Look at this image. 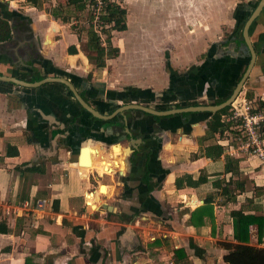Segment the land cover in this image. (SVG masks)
<instances>
[{
  "label": "crops",
  "instance_id": "crops-1",
  "mask_svg": "<svg viewBox=\"0 0 264 264\" xmlns=\"http://www.w3.org/2000/svg\"><path fill=\"white\" fill-rule=\"evenodd\" d=\"M117 1L126 10V30L115 32L122 39L111 40L118 55L95 69L77 50L76 36L61 33L65 26L44 15L30 19L35 8L24 0H0V21L9 29V38L0 41V77L65 79L103 116L135 102L159 112L214 105L245 68L242 28L250 21L255 60L239 96L250 91L249 100L264 99L260 0ZM52 25L58 30L50 39L45 32ZM70 45L76 54L66 53ZM129 65L147 73L134 76ZM211 115L126 110L109 122L83 112L61 84L27 88L0 81V264H225L219 244L235 243L231 212L264 217V195L246 203L251 192H245L235 204L221 205L211 182L229 178L223 157L239 159V171L255 187L264 186V167L241 153L225 155L226 134L215 138L217 159L199 155ZM7 147L16 156L8 157ZM90 170L109 179L86 180ZM183 174L207 181L175 189ZM37 201L44 202L40 209L31 205ZM205 204L212 207V223L188 225L192 210ZM255 230L248 228V245L264 248V228L259 244ZM177 249L183 256L173 254Z\"/></svg>",
  "mask_w": 264,
  "mask_h": 264
},
{
  "label": "trees",
  "instance_id": "trees-1",
  "mask_svg": "<svg viewBox=\"0 0 264 264\" xmlns=\"http://www.w3.org/2000/svg\"><path fill=\"white\" fill-rule=\"evenodd\" d=\"M64 4L57 3L48 10V15L53 21L59 20L62 24H70V28L74 30L75 26H72V17L64 15L66 8H72L73 11L81 12L86 6L94 4L95 0H63ZM102 7L100 9V33L104 35V40L100 41L98 36L93 32L91 26H79L78 30L73 34L76 36L77 42L81 41L80 34L84 33L85 41L84 48L87 52L86 59L91 62L95 69H102L105 66V61L114 59L118 55L117 47L111 44V34L113 32H123L126 30V10L119 3L113 0H100ZM32 7H37L38 0H25ZM89 19L91 17L89 16ZM9 38V29L6 23L0 21V41ZM68 55L76 54V49L73 45L66 48ZM246 98L252 96L250 91L246 92ZM224 99L216 100V104L222 103ZM215 104V105H216ZM264 107L263 103L258 104V109ZM229 106L222 108L215 112L206 122V130L204 137L198 140L200 145L199 155L206 158L217 159L221 154L220 146L216 145L215 138H220L224 131L229 132L232 137L240 136L238 130H230L233 124L230 121L220 123L221 116H228ZM264 132V128L261 129ZM6 155L8 157L16 156V150L14 147H7ZM223 174H229L227 181L223 178L216 179L211 182V187L217 190V196L221 199V205L230 203L235 204V197L241 193L251 192V198L245 199L246 203H250L252 200L259 196L264 195V186L255 187L251 180L242 175L238 169L239 159L223 157ZM143 180H145L143 178ZM207 179L204 176H198L196 180H192L187 174H183L175 178L173 186L175 189L181 188H196L201 184L206 183ZM231 228H232V243H220L219 245L225 251L222 261L225 264H264V248H256L248 245L249 234L248 228L250 226L255 227V243H261L263 237L264 217L255 216L253 214H242L239 211L231 212ZM212 207L209 204L199 206L192 210L187 220V224L190 226L204 225L206 222L212 223ZM173 254H180L183 256V250L177 249L173 251ZM26 261V260H25Z\"/></svg>",
  "mask_w": 264,
  "mask_h": 264
},
{
  "label": "built area",
  "instance_id": "built-area-1",
  "mask_svg": "<svg viewBox=\"0 0 264 264\" xmlns=\"http://www.w3.org/2000/svg\"><path fill=\"white\" fill-rule=\"evenodd\" d=\"M89 7L91 10V19H89L86 24L88 25L89 23H96L100 28V9L102 7L101 1L95 0L94 4ZM96 32L97 31L94 30L95 34ZM260 103L264 104V99L253 101L247 99L245 95L240 97L238 94L228 105L229 115L221 116L220 123L230 121L233 124L230 130L235 129L240 133V136L232 137L229 132H223V134H226V137L229 140V144L222 147L224 148V154L231 156L235 155L234 153H241L247 158H253L257 160V162L264 167V132H261V129L264 128V107L257 110L258 104ZM109 146L110 144L108 145L107 149ZM93 176L100 178L102 176L108 175L104 173L102 176H99L95 170H90L87 173L85 179L88 180L89 177ZM94 190L95 189H92L90 191L93 192ZM43 203V201H37L31 205H33L35 209H40L43 206ZM85 204L87 206L86 201ZM22 206L27 208L30 206V203L25 201L22 203Z\"/></svg>",
  "mask_w": 264,
  "mask_h": 264
},
{
  "label": "water",
  "instance_id": "water-1",
  "mask_svg": "<svg viewBox=\"0 0 264 264\" xmlns=\"http://www.w3.org/2000/svg\"><path fill=\"white\" fill-rule=\"evenodd\" d=\"M264 3V0H260L259 2V6L261 4ZM258 10L254 11L251 16L254 17L257 13ZM250 21H247L243 28H242V38H243V42L248 50V59H244V62H247L245 65V70L243 72V74L241 75L240 79L238 80V82H236L232 88V91L229 95V97L223 101L222 103L218 104V105H210V106H191V107H185V108H180V109H173V110H169V111H155L149 108H145L139 105H126V106H122L118 109H116L115 111L112 112V114L110 116H103L99 113H97L95 110L91 109L90 107L87 106V104L76 94V92L74 91V87L72 86V84H70L67 80L62 79V78H47V79H42L40 81L37 82H33V83H26L23 81H19L16 80L14 78H4V77H0V81L2 82H9L12 83L14 85H18V86H23V87H27V88H34V87H38L41 84L44 83H48V82H52V83H58L61 84L63 86H65L66 88H68V90L71 92V94L73 95V98L76 100V102L80 105V107L85 110L91 117L98 119V120H108V118L113 117L116 113H120L125 109H132V110H136L139 111L141 113H145L148 115H152V116H167V115H171V114H182V113H207V114H214L215 112L221 110L222 108L228 106L233 100L234 98L239 94V92L242 90L243 88V82L246 80V78L248 77L253 65H254V60H255V53L254 50L252 48V45L250 44L249 40H248V36H247V28L249 25ZM121 95H123V93H121ZM137 141V140H136ZM128 149V148H127ZM129 150V154H131V150ZM111 208L109 207V210ZM108 210V209H107ZM108 210V211H109Z\"/></svg>",
  "mask_w": 264,
  "mask_h": 264
},
{
  "label": "rangeland",
  "instance_id": "rangeland-1",
  "mask_svg": "<svg viewBox=\"0 0 264 264\" xmlns=\"http://www.w3.org/2000/svg\"><path fill=\"white\" fill-rule=\"evenodd\" d=\"M113 1L114 2H118L117 0H113ZM26 3L27 2H25V0H24L23 5H25V6L29 7V8L32 7V5H30L28 3L26 4ZM57 3L63 5L64 4V1L63 0H38V5H37V7H34L35 8L34 9L35 11H32V12L29 13V15H30L29 18L36 20V18L38 16L44 15L47 21H51V17L48 16V12L47 11L50 10L51 7L54 6V5H56ZM122 7H124V6H122ZM131 12H133V11L131 10ZM63 13H64V15H68L69 17H72L71 24H72V26H75V28L73 30V29H71L69 27L70 24H65L64 25L59 20H56V22H57L58 25H63V26L66 27V28H63V30H61V33L64 32L65 34H71V33L73 34L74 32H76L78 30L79 26H83L85 28L86 26H89L90 25L91 28L93 29V32H94V30L97 31L96 34H97L98 38L100 39V41H103L104 40V35L102 33H100V29H99V27L97 26L96 23H94V24L89 23L88 25L86 24V22L89 21V16H91V10H90V7L89 6H86L85 9L83 11H81V12L73 11V9L71 7L70 8H66ZM40 18H42V17H40ZM46 20H44V21L47 22ZM34 28H36V27H34ZM48 30L51 33L48 34V33H46L47 32L46 31L45 32V36H47V38H50L51 39V37H50L51 34H53L55 31H57L58 30V27L55 26V25H52L51 27H49ZM111 36H112L111 37L112 42L114 44H116V41L122 39V36L123 35H120V34H117V33L113 32L111 34ZM80 37H81V41L78 42V43H76L75 46H76L77 50H79V52L82 53V56L85 57L86 54H87V52H86V50L84 48V41H85V35H84V33H81L80 34ZM112 42H111V44H112ZM45 44L49 46V43L48 44L45 43ZM107 63L108 62H106L105 65ZM89 64H91V62H89ZM129 67L131 69L130 70V73H134V76H138L139 74L145 75L147 73V71L145 69L144 70H140L138 68V66H130L129 65ZM108 179H109L108 176H103V178L101 179V182H107ZM44 180H45L44 178L40 179V183L43 184L45 182ZM83 186H86V184L83 183ZM92 187H94V185ZM95 188H93V189H95ZM187 194H189V193H187ZM78 201H79V199H78Z\"/></svg>",
  "mask_w": 264,
  "mask_h": 264
},
{
  "label": "flooded vegetation",
  "instance_id": "flooded-vegetation-1",
  "mask_svg": "<svg viewBox=\"0 0 264 264\" xmlns=\"http://www.w3.org/2000/svg\"><path fill=\"white\" fill-rule=\"evenodd\" d=\"M26 32L28 33V37H29V39H31V37H32V35H31V31H30V29L28 28V27H26ZM31 47V46H30ZM28 48V52L30 53V54H32L33 52H32V47L31 48ZM255 53V52H254ZM248 55V54H247ZM244 70H245V68L243 69V71H242V73H241V75L243 74V72H244ZM241 75H240V77H241ZM5 78H8V77H5ZM86 80L88 81V79H89V77L86 75ZM248 78V77H247ZM247 78H246V80H247ZM240 79V78H239ZM238 79V80H239ZM238 80H237V82H238ZM246 80L243 82V86L244 85H246ZM6 83H9V82H6ZM27 83V82H26ZM31 83V82H30ZM10 84H12V83H10ZM14 85V84H13ZM61 86H63V85H61ZM63 87H65V86H63ZM67 90H68V88H67ZM69 91V90H68ZM74 91H75V89H74ZM70 92V91H69ZM76 92V94L87 104V101L85 100V98H84V94H83V92H77V91H75ZM71 93V92H70ZM240 93V92H239ZM229 95L230 94H228L227 96H226V99L229 97ZM73 96V95H72ZM225 99V100H226ZM75 100V99H74ZM224 100V101H225ZM76 101V100H75ZM77 103V102H76ZM77 105L79 106V108L83 111V112H85V113H87L85 110H83L81 107H80V105L77 103ZM127 105H138V104H136V102L134 103V104H127ZM215 105V104H214ZM216 105H218V104H216ZM87 106L88 107H90L88 104H87ZM122 106H126V105H122ZM122 106H119V107H117V108H115L114 110H112V111H110L109 113H108V115H107V117L108 116H110L111 114H112V112L113 111H115L116 109H118V108H120V107H122ZM208 106H210V105H208ZM189 107H191V106H189ZM91 108V107H90ZM146 108V107H145ZM185 108V107H184ZM92 109V108H91ZM150 109V108H149ZM94 110V109H93ZM126 110H132V109H125V110H123L122 112H120V113H116L113 117H111V118H108V121L110 122V121H114L115 120V117L116 116H120V114L121 113H123L124 111H126ZM153 110V109H152ZM134 111V110H133ZM89 115V114H88ZM90 116V115H89ZM131 151H134V149L132 148V149H130Z\"/></svg>",
  "mask_w": 264,
  "mask_h": 264
},
{
  "label": "bare ground",
  "instance_id": "bare-ground-1",
  "mask_svg": "<svg viewBox=\"0 0 264 264\" xmlns=\"http://www.w3.org/2000/svg\"><path fill=\"white\" fill-rule=\"evenodd\" d=\"M106 156V155H105ZM107 156H112L113 158H114V156L111 154V153H107ZM104 157V156H103ZM101 161V160H100ZM102 162V165L104 166H106V162L105 161H101ZM85 165L86 166H88L89 165V161H86L85 162ZM81 166V165H80ZM108 167V166H107ZM111 191H106V193L108 194V193H110ZM95 208H96V206H94L93 208H92V210H95Z\"/></svg>",
  "mask_w": 264,
  "mask_h": 264
}]
</instances>
